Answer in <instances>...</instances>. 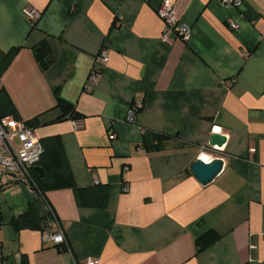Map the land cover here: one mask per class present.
<instances>
[{
    "label": "crops",
    "instance_id": "obj_1",
    "mask_svg": "<svg viewBox=\"0 0 264 264\" xmlns=\"http://www.w3.org/2000/svg\"><path fill=\"white\" fill-rule=\"evenodd\" d=\"M163 1L0 0V49L18 48L1 85L22 119L38 118L40 140L61 136L78 187L109 189L95 208L80 206L72 188L42 196L18 183L0 187V264H20L23 254L29 264H264V0L239 8L168 0L191 28L188 40L170 43L157 12ZM27 7L41 13L36 26ZM44 38L55 60L43 71L33 46ZM102 49L109 59L88 90ZM59 100L82 114V127L59 120ZM214 125L222 146H209ZM145 132L167 140L146 150ZM217 158L221 172L202 184L192 164ZM31 207L43 219L55 212L69 249L45 238L49 226L13 228L10 218ZM208 230L219 238L198 251Z\"/></svg>",
    "mask_w": 264,
    "mask_h": 264
},
{
    "label": "trees",
    "instance_id": "obj_2",
    "mask_svg": "<svg viewBox=\"0 0 264 264\" xmlns=\"http://www.w3.org/2000/svg\"><path fill=\"white\" fill-rule=\"evenodd\" d=\"M36 26V25H34ZM18 48H13L8 52L0 49V116L12 115L21 119L19 112L13 103L10 95L1 85V76L16 54ZM33 52L40 68L47 70L54 63V54L47 38L33 46ZM58 106L62 110V119H81L82 114L78 113L76 107L70 103L59 100ZM26 122L34 127L38 125V118L26 120ZM167 140L164 134L144 133V147L146 150L159 149L163 146V142ZM44 152L41 154L37 166L41 168V172L31 169L34 180L35 189L42 196L47 192L58 189L72 188L76 192L77 202L80 206L102 208L107 204L108 185H95L92 187H78L71 168L67 162L64 145L60 135L48 136L41 139ZM49 219L41 218L31 207L26 212L12 216L10 223L16 231L23 229L44 230L48 225ZM219 238V234L214 230H208L196 239L198 251H202L214 243ZM20 264H29L26 255H22Z\"/></svg>",
    "mask_w": 264,
    "mask_h": 264
},
{
    "label": "built area",
    "instance_id": "obj_3",
    "mask_svg": "<svg viewBox=\"0 0 264 264\" xmlns=\"http://www.w3.org/2000/svg\"><path fill=\"white\" fill-rule=\"evenodd\" d=\"M244 0H220V3L226 7L239 8ZM159 16L165 23V29L162 34V39L170 43L175 37H181L188 40L191 36V28L179 21L175 15V10L172 2L164 0L157 10ZM24 13L31 25H36L41 13L32 7L24 9ZM230 26L237 28L238 23L230 20ZM108 51L102 49L98 55V59L94 66V70L90 75V80L86 89L91 90L97 79V74L100 68L108 61ZM142 102L136 101L128 113V120L133 121L135 112L141 108ZM76 128L83 126L81 119H74ZM212 134L223 135L221 126L214 125L211 129ZM255 147H250V152H255ZM44 152L43 145L36 133L34 126L28 124L24 119L15 118L12 115L0 116V187L10 183L22 184L29 189H35L34 180L31 174V169L37 166V162ZM127 166L124 167L126 171ZM124 191L128 190V185L124 183ZM49 228L53 231L45 233V238L52 241L54 244L62 248L69 249L70 245L66 236L62 222L50 209ZM78 264H98V259L95 257H85L78 261Z\"/></svg>",
    "mask_w": 264,
    "mask_h": 264
},
{
    "label": "water",
    "instance_id": "obj_4",
    "mask_svg": "<svg viewBox=\"0 0 264 264\" xmlns=\"http://www.w3.org/2000/svg\"><path fill=\"white\" fill-rule=\"evenodd\" d=\"M225 140V136L221 134H212L209 146H222ZM223 165L224 162L221 158L214 159L210 163H204L198 159L192 164L191 171L202 184H208L221 172ZM35 170L42 171L39 166H35Z\"/></svg>",
    "mask_w": 264,
    "mask_h": 264
},
{
    "label": "bare ground",
    "instance_id": "obj_5",
    "mask_svg": "<svg viewBox=\"0 0 264 264\" xmlns=\"http://www.w3.org/2000/svg\"><path fill=\"white\" fill-rule=\"evenodd\" d=\"M208 160H209V159H208ZM208 160H207V161H208Z\"/></svg>",
    "mask_w": 264,
    "mask_h": 264
}]
</instances>
